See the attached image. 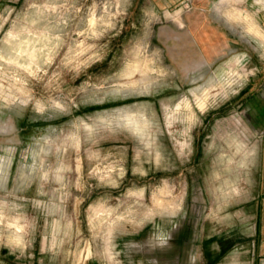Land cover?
I'll use <instances>...</instances> for the list:
<instances>
[{"label":"rangeland","instance_id":"obj_1","mask_svg":"<svg viewBox=\"0 0 264 264\" xmlns=\"http://www.w3.org/2000/svg\"><path fill=\"white\" fill-rule=\"evenodd\" d=\"M218 2L0 0V264H145L129 247L168 233L197 192L206 235L244 219L259 132L240 102L264 46ZM233 5L264 29L262 0ZM181 8L218 41L212 57L187 28L179 41L166 12Z\"/></svg>","mask_w":264,"mask_h":264},{"label":"flooded vegetation","instance_id":"obj_2","mask_svg":"<svg viewBox=\"0 0 264 264\" xmlns=\"http://www.w3.org/2000/svg\"><path fill=\"white\" fill-rule=\"evenodd\" d=\"M204 201L201 192L193 193L187 213L168 233L155 235L149 241L129 248L135 253H142L144 257L140 259L145 264L147 256L149 264H223L235 251L240 252L245 239L241 236L240 228L235 229L234 233L230 229H223L206 235L203 226Z\"/></svg>","mask_w":264,"mask_h":264},{"label":"crops","instance_id":"obj_3","mask_svg":"<svg viewBox=\"0 0 264 264\" xmlns=\"http://www.w3.org/2000/svg\"><path fill=\"white\" fill-rule=\"evenodd\" d=\"M264 4V0H262ZM264 7L262 8V11ZM187 33L191 34L195 48L203 58L213 56V51L216 48L218 41L209 36L211 32L207 29L206 25H200V28H195V36L189 31L191 25L187 19H183ZM197 27V26H196ZM184 28L182 30H184ZM185 30L181 34H177L180 40V35L187 34ZM205 60V59H204ZM259 83L254 86L253 92H250L247 97L243 98L240 102L241 107L245 106V120L247 128L250 131L258 133L259 141L256 148V187L255 194L252 193L247 200V205L250 209L246 210L244 219L241 218L239 224L237 221H230V230L240 228L241 236L245 239L244 247L240 252L235 251L233 254H240L239 261L235 264H264V96L259 93L260 86L264 82V73L259 76ZM260 84V85H258ZM249 87V86H248ZM247 87V88H248ZM245 88V87H244ZM246 88V89H247ZM246 89H243L246 90ZM252 91V90H251ZM259 93V94H258ZM251 210V212H249ZM232 254V255H233ZM231 255V256H232Z\"/></svg>","mask_w":264,"mask_h":264},{"label":"bare ground","instance_id":"obj_4","mask_svg":"<svg viewBox=\"0 0 264 264\" xmlns=\"http://www.w3.org/2000/svg\"><path fill=\"white\" fill-rule=\"evenodd\" d=\"M245 0H219L218 4L216 5V9L217 12H219L222 16H224L229 22L231 23H236V24H241V25H246V27L248 28V33L250 35H252L254 38L258 39L260 41V43H262V45L264 46V29H262L260 27V25L245 11H242L238 8H236L233 4H242ZM247 1V0H246ZM261 2V1H260ZM263 2V1H262ZM263 4V3H262ZM264 6V5H263ZM183 9H177L175 12H170L167 11L166 12V16L167 18L171 19V21H173L176 26L180 29H183L185 27V23L183 21ZM166 18V17H165ZM257 40V41H258ZM240 61V59L238 60L237 58V62L236 64ZM149 64V63H148ZM147 65V64H146ZM136 68V67H135ZM138 68V67H137ZM143 68V67H142ZM133 70V69H132ZM141 70V69H140ZM149 70V69H148ZM232 68H229L226 71V78L223 79L217 86V89H223L224 85L226 84L225 80L229 81L230 77L232 76ZM142 73H144L145 71L141 70ZM141 73V75H142ZM147 73V72H146ZM148 74V73H147ZM146 74V75H147ZM153 74V73H151ZM144 76V75H143ZM225 82V83H224ZM128 86L132 85L135 86L138 84V81H130L129 83H126ZM143 84V83H140ZM139 84V85H140ZM213 91V89L211 90ZM206 95H203L202 98V107H205L207 105V96L209 95V91L206 90L204 92ZM194 95V93H193ZM204 104V105H203ZM189 107L191 106V102L190 99H188L187 97L184 98V100L181 102L180 104V109L183 106ZM185 108V107H184ZM192 109V108H190ZM192 115H194V112L192 113ZM195 116H193L194 118Z\"/></svg>","mask_w":264,"mask_h":264}]
</instances>
